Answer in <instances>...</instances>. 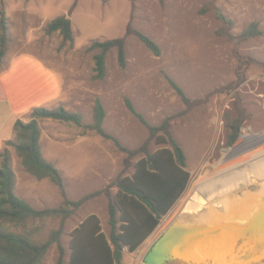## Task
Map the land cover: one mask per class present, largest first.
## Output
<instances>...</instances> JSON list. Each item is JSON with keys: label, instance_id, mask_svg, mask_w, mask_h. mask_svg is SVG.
<instances>
[{"label": "rangeland", "instance_id": "rangeland-1", "mask_svg": "<svg viewBox=\"0 0 264 264\" xmlns=\"http://www.w3.org/2000/svg\"><path fill=\"white\" fill-rule=\"evenodd\" d=\"M74 1L0 0V13L5 11L10 26L6 57L33 53L58 71L65 82L64 104L60 106L81 113L86 124L92 122L95 100L100 99L107 113L105 130L129 149L139 148L148 139L149 131L129 111L126 97L152 126L175 116L171 132L186 153L191 180L185 194L142 247L134 253L125 250L123 264H142L155 240L179 213L206 212L222 202L246 197L264 188V177L244 183L238 181L239 184L234 181L253 175L255 171L248 165L264 161V0H80L70 16L74 42L63 44L59 34L47 35L45 26L67 15ZM217 11L234 22L232 36H240L252 22L259 23L261 34L239 43L218 34L223 22ZM129 23L158 43L162 50L160 56L153 55L136 36L126 34ZM114 38L125 39L126 67L119 65L117 49L113 48L107 54L105 78L95 80L94 55L98 51L88 48L94 41ZM236 49L251 60L246 79L236 89L217 92L236 79ZM166 75L179 84L189 99L205 100L204 103L180 115L186 107ZM239 111L247 120L236 144L228 147L226 118L234 120ZM40 128L43 155L61 172L70 199L77 200L103 189L124 170L126 154L113 141L90 131L81 135L82 129L72 123L45 120ZM158 148L153 139L149 151L153 153ZM10 150L17 195L37 209L58 207L62 202L58 187L48 179L38 180L28 174L15 148L10 146ZM227 154L230 161L217 166ZM142 157L139 155L132 163ZM237 161L241 162L236 164ZM228 166H231L228 173L235 189L209 204L187 207L194 188L199 186V190L207 192L210 183L227 171ZM133 172L132 165L122 174L132 176ZM116 192L115 186L111 195ZM108 205V197L101 195L87 201L67 220L61 237L66 262L70 256L71 233L89 215L98 216L103 231L109 234ZM59 222L57 218L35 220L26 228L33 231V240L43 242L58 228ZM236 246L235 259L229 264H250L253 258V264H264V256L250 257L248 251L243 253L246 249L241 250V244ZM58 257L59 250L54 244L41 264H57ZM220 263L214 257L206 263L193 262Z\"/></svg>", "mask_w": 264, "mask_h": 264}, {"label": "trees", "instance_id": "trees-1", "mask_svg": "<svg viewBox=\"0 0 264 264\" xmlns=\"http://www.w3.org/2000/svg\"><path fill=\"white\" fill-rule=\"evenodd\" d=\"M80 0H75L67 15L59 16L45 26L47 35L59 34L63 44L74 42V35L70 16ZM223 27L218 34L225 35L237 43L259 36V23L252 22L237 38L230 34L234 22L225 18L217 11ZM9 20L5 11L0 13V71L8 52ZM126 34L136 36L155 56L161 55V47L156 41L135 29L131 23L127 25ZM113 48L117 49L118 62L122 68L126 67L125 39L114 38L105 41H94L88 48L98 51L94 55V79L102 80L107 73V54ZM238 60L236 79L217 92L238 88L246 79V71L250 66L249 57L242 56L235 50ZM172 88L181 97L185 110L180 115L188 113L203 100H191L183 89L172 78L166 75ZM125 104L139 121L149 131L148 139L136 149L123 146L118 139L109 134L104 128L107 113L100 99H96L93 107V120L85 123L79 112H71L64 106L49 109L35 108L28 121L18 119L13 126L14 139L6 142L5 149L0 152V264H41L50 247L57 245L59 257L57 264H123L125 250L131 253L138 251L160 225L162 219L173 209L185 194L191 174L187 170V156L183 147L171 132V121L175 116L167 117L160 125L152 126L139 113L129 98ZM238 112L234 120L226 118L228 130L227 146L236 144L240 129L247 118ZM45 120L62 123H72L82 129L81 135L89 131L111 140L116 147L126 154L124 174L130 166H134L132 176L121 173L115 180L100 190L83 195L77 200L68 197L65 182L59 169L48 161L42 151L40 124ZM243 138L241 135L240 140ZM155 139L160 146L155 152L149 151L150 142ZM239 140V141H240ZM15 148L25 171L38 180H50L55 184L62 196L58 207L37 209L16 193V176L10 162L9 147ZM139 155H144L135 164L132 161ZM117 188L115 195L111 189ZM105 195L109 199V234L103 231L98 216L89 215L71 233L70 256L66 262V250L61 237L67 220L72 217L87 201ZM47 218L59 219L57 229L51 231L49 237L43 241L31 238L33 231L27 225L35 220ZM23 228L22 232L16 229Z\"/></svg>", "mask_w": 264, "mask_h": 264}, {"label": "water", "instance_id": "water-1", "mask_svg": "<svg viewBox=\"0 0 264 264\" xmlns=\"http://www.w3.org/2000/svg\"><path fill=\"white\" fill-rule=\"evenodd\" d=\"M227 161H229L228 154L221 160V164ZM251 194L240 198L243 202L235 207L236 209L219 210L222 208L220 205L202 213L191 211L179 213L155 240L144 257L143 264H170L183 260L187 262L184 255L189 254L193 246H200L213 238L227 239L225 229L229 231V234H232L234 230L243 233L244 237H239L236 243L241 244L244 249L249 248V243L256 236L263 239L264 188ZM222 215L227 216L229 220L221 217ZM257 253L258 258L259 252Z\"/></svg>", "mask_w": 264, "mask_h": 264}, {"label": "crops", "instance_id": "crops-1", "mask_svg": "<svg viewBox=\"0 0 264 264\" xmlns=\"http://www.w3.org/2000/svg\"><path fill=\"white\" fill-rule=\"evenodd\" d=\"M64 96L65 82L60 73L37 55L6 57L0 71V152L13 140L18 119L28 121L38 107L57 108L64 104Z\"/></svg>", "mask_w": 264, "mask_h": 264}, {"label": "bare ground", "instance_id": "bare-ground-1", "mask_svg": "<svg viewBox=\"0 0 264 264\" xmlns=\"http://www.w3.org/2000/svg\"><path fill=\"white\" fill-rule=\"evenodd\" d=\"M253 155L257 156L259 154L257 153V154H253ZM253 155H251L249 157H252ZM249 157H247L246 159H248ZM228 159L230 161V157ZM229 161H227V162H229ZM227 162H225V163H227ZM239 162H241V161H237L236 164H238ZM225 163L219 164L217 166H222ZM233 164H235V163H233ZM231 166L225 167V169L227 171L223 172L222 175L216 177L215 180L213 181V183L212 182L210 183L209 187H207V190H208L207 192H205L206 189H203V191L205 193H202L203 191L199 190V188H198L199 186H196L194 188V191L192 192L190 198L187 200L189 202V203H187L188 204L187 207H189V205L193 207L195 205L201 206L204 203L209 204L210 202H212L213 200L218 198L219 195L230 192L231 190L235 189V186L231 182V180H230L231 178H230L229 173H228L230 171ZM249 166H250V168L252 167L254 169L255 173L253 175H250V176H244L241 178L238 177V179L234 180V181H237V184L254 181V179L259 180V179H262L264 177V161L260 160L259 163L255 162V163H252L251 165H248V167ZM223 169L224 168L222 167V170ZM238 181H239V183H238ZM200 193H202L201 196H200ZM251 195H253V193ZM241 202H243V199L241 200L240 198L233 199V200L227 201L225 203L222 202L221 203L222 208H220L219 210L238 207L241 204ZM221 217H224V218L226 217V220H229L228 217L225 215H222ZM233 230H234V228H233ZM224 233L226 234L227 239L221 240L220 238H213V240L206 241V243L204 242L200 246H198V245H196V247L193 246V248L190 249L191 252H189V254L186 253L184 255V257L187 258L188 261L190 260L194 263H206V260H209L210 258L214 257L216 260H218L219 263L221 262L220 264H229L230 260L235 259V255H234L235 253L234 252H235L236 241L239 239V237H244V235H242L243 233H241L240 231H237V230L236 231L234 230V232L232 234H229V231H226V229H225ZM260 238L261 237L256 236V238H254L253 241L251 243H249V248H247L246 250H244V248L242 247L241 249L244 250L243 253H246L248 251L250 254L249 255L250 257H257V254H258L257 252H259V256H258L259 259L261 257H263L264 256V242H263L264 238L263 239L262 238L260 239ZM221 241L223 243H221ZM218 243H219V245H217ZM249 261H250V264H253L254 258L252 260H249Z\"/></svg>", "mask_w": 264, "mask_h": 264}, {"label": "snow or ice", "instance_id": "snow-or-ice-1", "mask_svg": "<svg viewBox=\"0 0 264 264\" xmlns=\"http://www.w3.org/2000/svg\"><path fill=\"white\" fill-rule=\"evenodd\" d=\"M221 243H223V242L221 241ZM188 264H193V262L192 261H189Z\"/></svg>", "mask_w": 264, "mask_h": 264}]
</instances>
